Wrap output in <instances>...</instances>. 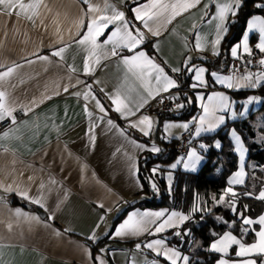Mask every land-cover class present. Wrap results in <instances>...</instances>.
<instances>
[{
    "label": "crops",
    "instance_id": "obj_1",
    "mask_svg": "<svg viewBox=\"0 0 264 264\" xmlns=\"http://www.w3.org/2000/svg\"><path fill=\"white\" fill-rule=\"evenodd\" d=\"M127 1L89 0L98 9L97 12L89 13L88 4L82 0H42L38 14L33 16L35 23L24 15L18 17V8L11 10L12 14L8 15L3 6H0V72H6L10 67L14 69L9 76L0 79V91L6 94V103L15 109L14 113H20L15 124L11 121L0 128V184L4 186L0 187V264H101V261L103 264H150L155 261L164 264V258L143 246L147 241L164 238L147 233L117 237L114 235L115 229L132 213L166 210V215L172 211L189 214L187 211L165 206H131L114 223L107 239L97 242L94 248L91 247L94 240L89 237L95 235L98 239L104 235L115 214L141 187L138 174L139 153L153 145L160 149L163 144L152 137L149 141L142 140L130 132L136 130L144 134L139 128L130 126V122L138 121L142 115H148L153 124L147 136L154 133L157 111L153 105L157 98H148L145 86L147 84L155 89L154 74L152 78L145 75L142 79L139 71H129L119 57L110 55L112 44L105 45L104 41L115 31L116 24L109 25L97 38L100 47L93 50L91 45L76 43L87 31L86 27H77L78 21L83 20L86 25L95 16L112 15L114 6L125 13L127 20L130 17L140 26L145 33V39L149 38L153 50L149 52L145 42L137 50L145 51L176 82L177 78L171 69H181L188 57H191L188 67L195 65L197 68H205L207 71L203 78L207 86L196 89L191 87L199 107L194 114L197 123L202 114L197 93H202L206 101L210 93L223 92L234 101L226 90L228 88L216 83L211 73L239 78L248 72L262 71L253 69L249 55L244 54L242 49L239 50L241 58L232 57L230 49L241 43V37L229 46V61L235 59L243 63L245 67L242 70L230 72L226 67L208 68L203 61L216 56L213 54L212 42L217 36L216 24L219 21H213L212 15L216 11L215 3L225 0H211V3L210 0H200L194 8L176 16L170 23L161 16L150 20L148 27L134 20L131 9L149 3V0L131 4L132 17L126 11ZM23 2L27 4L30 0ZM162 2L173 4L177 0ZM206 4L209 5L208 15H205ZM255 16L264 17V14H250L245 28L248 29V21ZM231 18L229 15L227 23ZM149 28L158 31L159 35H153ZM252 32L256 37L253 41L250 38V43L252 48H256L260 33L258 28L252 29L249 30V36ZM197 35L200 37L202 50L195 47ZM221 35L223 37L225 34ZM65 45L67 48L62 53L63 59L52 55L55 50ZM220 45L221 43L218 51ZM133 54L134 52L127 49L121 50L122 56ZM39 56H47L48 60H40ZM85 59L91 69L88 74L84 72ZM190 75L187 83L189 87L195 82V73L190 72ZM209 83L218 86L213 87ZM87 85L92 86L91 95L85 99ZM65 87L67 91H64ZM93 88L104 97L108 107ZM117 92L133 111L143 100L147 99L148 103L135 116L124 118L114 110L115 106L109 98ZM249 96L256 95L251 92L242 101ZM97 99L104 106L106 114L96 106ZM177 105L178 102H175L174 106ZM252 105L255 102L248 105V109ZM28 108L31 110L25 113ZM243 110L242 104L238 111L235 109L237 116ZM218 114L225 115V121L232 118L230 112ZM188 117L164 118L161 122L163 138L185 133L187 129L182 127L176 132H170L165 126L171 120L183 124L185 122L181 120ZM118 118L122 123L118 122ZM109 120L113 122L112 125H109ZM195 127L196 123H193L191 136L198 138ZM5 131L9 132L7 137L3 136ZM90 137L95 138L94 144ZM137 144H142L145 148L141 149ZM169 162L162 164L167 166ZM41 184L44 185L42 189ZM8 185L13 189L19 187L26 191L30 198L42 197L44 207L33 203L31 199L23 198L15 190L5 191L4 188ZM17 209L20 214L16 213ZM33 217L39 219H32ZM101 217L104 219L101 220ZM127 240L130 241L125 242ZM165 243L182 255H187L166 240ZM136 244H141V248L137 249ZM236 250L237 246L232 255L220 253L216 264L222 258L227 259L230 264L247 259L236 257ZM250 258L255 260L253 256ZM178 264H182V261Z\"/></svg>",
    "mask_w": 264,
    "mask_h": 264
},
{
    "label": "snow or ice",
    "instance_id": "obj_2",
    "mask_svg": "<svg viewBox=\"0 0 264 264\" xmlns=\"http://www.w3.org/2000/svg\"><path fill=\"white\" fill-rule=\"evenodd\" d=\"M83 3L88 4V12L93 13L97 12L98 9L91 5L89 0H82ZM42 0H30L29 3H24L23 0H0V6H3V9L7 11L8 15L12 14L13 9H19L16 12V15L19 17L24 15L26 19L33 20V16L38 14V9L40 8ZM200 0H177L176 3L173 4H165L162 0H149V3L143 4L138 7H134L131 11L134 14V20L139 21L144 25V27H148V22L156 17L164 16L167 22H171L176 16L181 15L183 12H187L189 9L194 8ZM211 3V0H210ZM243 0H225V2H216L215 8L216 11L212 15L213 21H219L216 24V31L217 36L215 40L212 42L213 47V54L219 55L218 45L221 43L222 35L221 33H227V27L225 26L228 20V16H236ZM209 5H205V15H208L207 9ZM257 7L264 8V3L258 4ZM31 13V14H29ZM167 14V15H166ZM211 22V21H210ZM234 22V21H233ZM33 23L35 21L33 20ZM116 24L117 27L115 31H112L108 38L104 41V44H112V49L110 52L111 56L119 57L121 63L127 66L129 71H139L141 78L143 79L146 75L149 78L153 77L156 83L155 89L148 87L146 84V88L148 91V98L155 99L157 96H160L161 93L168 92L172 88L179 87L176 80L172 79L166 72L165 68L161 65L157 64L153 58H149L147 53L142 50H137L138 46L142 45L145 41L144 33L141 31L139 27L133 25L129 20L125 18V13L123 11L117 10L114 6H112V15H103V16H95L88 21L85 25L83 20L77 22V27H86L87 31L80 36L79 32L77 35L80 38L76 41V43L80 45H91V48L94 50L100 45L97 44V38L101 36L105 29L109 27V25ZM258 28L260 33L259 42L255 45L256 49H258L261 53H264V17L255 16L248 21V29H256ZM59 31V29H57ZM149 31L153 32V35H159L158 31H154L153 29L149 28ZM195 47L197 50H202V45L200 42L199 35L196 36V44ZM67 45L65 47L59 48L55 50L52 55L56 57H60L63 59L62 53L66 50ZM127 49L129 52H134L133 55L122 56L121 50ZM240 49L243 50L244 54L251 55L252 49L249 47L248 36L247 34L244 35L241 43L236 44L230 49L231 55L234 58H241L240 57ZM38 59L40 60H48L47 56H39ZM191 60V57H188L185 60V65L188 64V61ZM32 63L33 61H28ZM98 62V60H97ZM250 62V61H249ZM259 63L264 65V58H262ZM84 72L86 74L90 73L91 69L89 67V62L85 59L84 62ZM189 72H194V83L190 85L193 89L198 88L199 86H207V82L203 78V74L207 71L203 67L197 68L195 65H191L186 68ZM14 71L13 68H8L6 72H0V79H3L6 76H9ZM75 71V69H72ZM172 72L177 73L180 72V68H172ZM213 77H215V82L221 85H224L228 89H241V88H256L264 82V73H251L248 72L246 75L241 76L239 78L235 77L234 75L229 76H220L217 73H211ZM78 83H82L78 81ZM97 83H99L97 81ZM91 85H87L88 92H86L85 99L91 95ZM67 87L64 88V91H67ZM103 91V89H101ZM59 94V93H56ZM79 95V93H77ZM51 98V97H46ZM109 98L112 100L113 105L115 106L114 110L121 114L122 117L127 118L128 116H135L136 112L140 111L144 107L145 104L148 103V100H143L142 103H139L135 106V111L129 107L128 103L125 102V99H122L119 92L115 94H111ZM95 99V97H93ZM171 100L178 99V97H169ZM197 100L200 101V108L202 109V114L198 118L193 117L192 121L185 122L180 125H167L166 130L170 127H182L184 129L189 128L190 123H196L195 127V135L200 136L202 132H209L213 131L218 128L220 125L224 124L225 122V115L218 114V113H226L230 112L232 118H236L238 113L233 108V105L237 103L236 101L230 100V98L225 95L223 92H212L210 93L205 101V97L202 93H197ZM260 98L256 96H249L245 101L240 102L243 105V111L239 113L240 116H244L245 113L248 111V105L252 104L253 102L259 101ZM163 100H161V103ZM191 103L192 101L189 100ZM35 104V101L32 102ZM96 106L100 109L101 112H105L106 110L101 102L97 99ZM184 107L183 104H178L177 108ZM31 109H25V113L30 111ZM15 109L9 106L6 103V94L3 91H0V121L5 120L6 118H10L12 123L15 124L16 118L13 115ZM85 111H87V106H85ZM91 115V113H89ZM103 119V117H101ZM109 125H112V121H108ZM152 118L148 115H142L138 121H131L130 126L137 127L141 132L144 133L145 136L149 135L150 130L152 129ZM123 131V130H121ZM9 135L8 131L3 133L4 137ZM230 135L234 140V150L239 153L240 157V168L239 170L234 173L233 177L229 179V184H243L244 179L243 177L246 175L244 171V158L245 153L247 151L246 148L243 146V140L241 136L237 133L236 129L233 128L230 131ZM94 144V137H90ZM264 141V137L261 138ZM137 147L144 149L145 146L142 144H137ZM199 147L201 149L206 150L207 146L204 144H200ZM215 147L220 148V142H215ZM153 152L161 151L159 148L155 147L154 145L148 149ZM131 159V158H130ZM203 157L198 154L196 148H190L189 151L186 153V158L181 157L175 163L170 165L171 169L177 168L178 165L182 164L185 170L195 171L197 165L201 162ZM135 167V165H133ZM159 166L153 168V173H156ZM31 180L32 178L29 177ZM171 174L168 176L169 183H171ZM55 183V181H53ZM0 187H4L0 184ZM41 189L44 187L43 184L40 185ZM152 188L155 190L156 185L153 183ZM5 191H17L23 198L31 199V201L41 207H44L42 202V197L30 198L26 191L17 187L13 189L11 185H8L4 188ZM230 195L231 200L226 202L225 197ZM236 193L233 191L232 187H228L224 190V194L219 197L217 200L215 197L213 198L216 204H226L227 206L232 207L233 211H236L235 208V197ZM244 195L252 196V193H244ZM256 199L264 200V190L259 192V195L255 197ZM204 204L203 201L200 203H194L191 213L194 214L198 211H204ZM103 207V205H100ZM247 208V206H245ZM17 214H20V210H16ZM53 217H50V219ZM161 218H164L161 220ZM190 214H185L183 212L172 211L167 213L166 210L157 211V212H143V213H132L125 219L121 224H119L116 229L114 235L117 237L122 236H140L142 234H149L155 236L156 234L165 232L169 228H178L180 225L184 224L186 221L191 219ZM241 218L243 219L244 225H253L259 224L260 230L255 231L256 239L252 243H245L241 238H238L236 235H233L231 231L224 232L223 235L219 236L218 239L213 241L209 247V251H214L217 253L227 254L228 250L233 246H237V250L235 252L236 257L238 258H245L238 261L232 262V264H257V262L250 257L252 256H264V215L258 217V219L253 220L248 217H244L241 214ZM32 219L38 220V217H33ZM104 218L101 217V220ZM154 226V227H153ZM248 228L245 227L242 229V236L248 232ZM176 236H190L191 229H186L183 234L179 231L175 233ZM215 235V233H213ZM90 239L95 240V235L89 237ZM145 248L152 250L157 256L163 257L168 264H178V262L182 261V264H189V256L182 255L175 248H170L166 245L164 239H153L151 241L145 242L143 245ZM137 249L141 248V244H136L135 246ZM101 251H104L101 249ZM103 264V261H101ZM217 264H230L227 259H220L217 261Z\"/></svg>",
    "mask_w": 264,
    "mask_h": 264
},
{
    "label": "trees",
    "instance_id": "obj_3",
    "mask_svg": "<svg viewBox=\"0 0 264 264\" xmlns=\"http://www.w3.org/2000/svg\"><path fill=\"white\" fill-rule=\"evenodd\" d=\"M140 0H128L125 3L127 13H130L131 4ZM264 3V0H243V3L236 16L227 23V33L223 36L221 41L219 55L213 59L206 58L203 61L207 64L208 68L214 67L225 69L231 56L229 55V46L237 41L245 29L246 19L252 13L264 14V8L257 7L258 4ZM234 21V22H233ZM255 33L250 34L251 41L255 39ZM149 39V38H148ZM145 39L146 49L151 52L153 49L149 40ZM264 58L262 53L261 59ZM187 65H183L180 72L174 73L177 78L179 86L186 85L190 80V72L186 70ZM259 70V69H255ZM262 73H264V65ZM210 86H218L215 83H209ZM99 98L108 107L104 97L100 92L93 88ZM233 97L234 108L238 111L242 99L249 93H254L260 98L256 105L249 107L244 116H237L236 118L227 119L224 124L220 125L217 129L209 133H203L199 137H203L202 141H198L195 146L202 152L203 159L201 164L195 171L185 170L177 166L173 169L172 181L169 186L166 185L163 176L157 177V187L154 190L149 180L152 174L154 165H158L161 169L166 168L163 164L173 159L179 152L175 147L176 141L180 136H171L168 139L163 138L161 134V122L164 118H180L194 115L199 107L196 105L195 98L191 90L178 91L174 94L175 102L183 104L184 107L177 108L175 106L170 110L157 111V120L154 128L153 135L145 136L136 130L130 132L136 137L149 141L152 137L160 141L163 146L161 151L153 152L144 149L138 156V174L141 180V187L133 193V197L120 209L114 216L107 232L100 236L98 239L91 242V247L94 248L95 244L99 241L107 239L110 230L114 223L124 214V212L131 206H165L177 208L189 212L191 219L180 225L178 228H169L165 232L156 234L166 240L169 244L176 246L182 252L187 253L189 256V264H216V259L220 253L209 251L210 242L213 238L221 234L225 230H231L236 233L239 238L242 237L243 241L250 242L255 238V231L258 229L259 224L244 225L243 216H256L264 206V200L256 199L258 192L264 189V141L260 138L255 139L256 127L254 129L252 119L255 112L263 113V120L261 127L264 128V82L256 88H241V89H226ZM189 100L192 102L190 103ZM110 113L114 115L111 111ZM119 123L122 121L118 118ZM193 123H190L192 125ZM232 124L239 130L242 140L246 145V163L245 170L246 176L243 184H234L233 191L237 194L235 197L236 211L226 204H216L213 198H217L227 183V177L236 166L237 153L234 151L232 142L227 133L228 125ZM220 140V148L215 147V140ZM200 144L207 146L206 150L199 147ZM163 163V164H162ZM214 175L211 171L215 169ZM244 193H252V196L244 195ZM232 198L230 195L225 197L226 202ZM204 202L202 205L204 211H198L194 214L191 209L194 203ZM247 206V208H245ZM249 226V230L242 236V229ZM186 229H191L190 236H176L177 231L183 232ZM253 229L255 231H253ZM215 233V235H213ZM127 240L125 242H129ZM234 245L229 249L226 255H232ZM150 253L149 250L145 249ZM257 264H264V256H253ZM163 258V257H162ZM164 264L168 262L164 259Z\"/></svg>",
    "mask_w": 264,
    "mask_h": 264
},
{
    "label": "rangeland",
    "instance_id": "obj_4",
    "mask_svg": "<svg viewBox=\"0 0 264 264\" xmlns=\"http://www.w3.org/2000/svg\"><path fill=\"white\" fill-rule=\"evenodd\" d=\"M245 34H247V36H248V42H249V47H251L252 46V44L250 43V36H249V30L247 29V28H245L244 29V31L242 32V34H241V38H240V41H242V39H243V37H244V35ZM259 38H260V35H259ZM252 48V47H251ZM257 73H262V71H259V72H257ZM257 104V102H255V105ZM194 117V115H190L187 119H182L181 121L182 122H190V121H192V118ZM262 120H263V113L261 112H255L254 113V117H253V119H252V124H253V127H254V129H255V127H256V135H255V139H257V140H259L260 138H262V137H264V128H262L260 125H261V123H262ZM166 122V121H165ZM178 122L177 121H174V120H171V121H169L168 122V125H180L181 123L179 122L178 124H177ZM163 126V125H162ZM233 128H235L232 124H230V125H228V128H227V133H228V135H229V138H230V140H231V142H232V145H233V148L235 147V145H234V140H233V138L231 137V135H230V131H231V129H233ZM179 129V127H170V128H168L167 130H169L170 132H176L177 130ZM236 129V128H235ZM236 131H237V133L241 136V134H240V132H239V130L238 129H236ZM161 134H162V129H161ZM171 134H174V133H171ZM180 133H177V136L179 135ZM170 136H172V135H170ZM242 138V137H241ZM216 141H219L220 142V140L219 139H216L215 140V142ZM214 142V143H215ZM243 146H244V148H246V145H245V143L243 142ZM188 149L185 151V152H179L176 156H175V158L171 161V162H169L168 163V165H167V167L166 168H164V169H161L160 167L158 168V170H157V172L156 173H153V171H152V174L149 176V180H150V183H151V185L154 183L155 185H156V187H157V177L158 176H163L164 177V179H165V182H166V185L167 186H169L171 183H169V180H168V176H169V174H171V177H172V174H173V169H171L170 168V165L171 164H173V163H175L178 159H180L181 157H185L186 158V153L189 151V149L190 148H196L197 149V152H198V154L199 155H203L202 154V152L201 151H199V149L197 148V146H195V144L194 143H190L189 145H188ZM235 151V150H234ZM236 152V151H235ZM237 153V160H236V166H235V168L231 171V173L228 175V177H227V183L225 184V187H224V189L221 191V193L218 195V197L216 198L217 200L219 199V197L221 196V195H223L224 194V190L226 189V188H228V187H234V185H230L229 184V179L231 178V177H233V175H234V173H236L238 170H239V168H240V165H241V162H240V157H239V153L238 152H236ZM246 153H247V151H246ZM246 153H245V158H244V164H243V166H244V171H245V174H246V170H245V163H246V160H247V157H246ZM201 164V162L197 165V168L199 167V165ZM158 165H154L153 166V168H156ZM180 166H182L181 168H184L183 167V165L182 164H180ZM216 166L217 165H215V169H213L212 171H211V175H214L215 174V172H216ZM196 168V169H197ZM246 176V175H245ZM245 176L243 177V179H245ZM171 181H172V179H171ZM261 190H264L263 188L261 189ZM260 190V191H261ZM259 191V192H260ZM259 192H258V194H259ZM214 201V200H213ZM263 208H264V206H263ZM262 208V210L256 215V216H253V217H251V216H244V217H248V218H251V219H253V220H256V219H258V217L259 216H261V215H264V209ZM247 228H249V226H246ZM260 225L258 226V229L256 230V231H259L260 230ZM227 231H231V230H225V232H227ZM232 233H233V235H236L237 237H239L236 233H234V231H231ZM224 233V232H223ZM223 233L222 234H219L218 236H216L215 238H213L212 240H211V243L213 242V241H215L216 239H218L219 238V236H221V235H223ZM256 239V236H255V238L252 240V241H250V242H245V243H252L254 240ZM211 243H210V245H211ZM234 248H235V245H234ZM234 248H233V250H234ZM229 251V250H228ZM150 264H162L161 262H159V261H155V262H153V263H150Z\"/></svg>",
    "mask_w": 264,
    "mask_h": 264
},
{
    "label": "built area",
    "instance_id": "obj_5",
    "mask_svg": "<svg viewBox=\"0 0 264 264\" xmlns=\"http://www.w3.org/2000/svg\"><path fill=\"white\" fill-rule=\"evenodd\" d=\"M261 57H262V53L258 49L252 48V54L249 56V61L252 65L253 69H259L260 70L263 68V65H261L259 63V61L261 60ZM244 67H245V65L243 63L238 62L235 59H231L229 61V63L227 64L226 69H228V71H230V72H233V71H238L240 69L242 70ZM191 89L192 88L186 84L183 86L172 88L168 92L161 93L160 96L156 97L157 100H155V104L153 105L154 109L156 111H159V110L164 111V110L172 109V107L175 104V100H171V99H169V97H174V95H173L174 92L176 93L178 91H186V90H191ZM161 100H163L162 103H161ZM14 116H15V118H18L20 116V113L16 111L14 113ZM10 122H11L10 118H6L5 120L0 121V128L6 126ZM191 126L192 125H190V128H188L187 131L185 133H183L180 136V138L176 141L175 147L178 151L184 152L190 143L196 144L198 141L203 140V137L193 138L191 136V132H192Z\"/></svg>",
    "mask_w": 264,
    "mask_h": 264
},
{
    "label": "water",
    "instance_id": "obj_6",
    "mask_svg": "<svg viewBox=\"0 0 264 264\" xmlns=\"http://www.w3.org/2000/svg\"><path fill=\"white\" fill-rule=\"evenodd\" d=\"M129 21H130L133 25H135L136 27H139V28H140V26H139L136 22H134L132 18L129 17ZM140 29H141V28H140ZM141 31L144 33V31H143L142 29H141ZM144 36H145V33H144Z\"/></svg>",
    "mask_w": 264,
    "mask_h": 264
}]
</instances>
